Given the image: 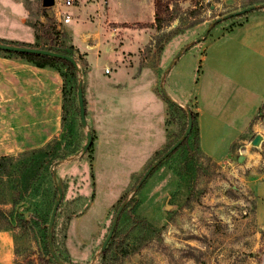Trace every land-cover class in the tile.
Listing matches in <instances>:
<instances>
[{"label":"rangeland","instance_id":"374dc122","mask_svg":"<svg viewBox=\"0 0 264 264\" xmlns=\"http://www.w3.org/2000/svg\"><path fill=\"white\" fill-rule=\"evenodd\" d=\"M58 2L55 0V4ZM164 2L169 4L163 13L164 22L160 28L154 27L150 44L141 52L143 64H158L159 46L165 38L170 42L181 34L165 51L163 65L187 34L199 45L213 29L227 30L254 10L264 8V0ZM24 5L30 11L28 21L35 29L46 32L42 42L57 47L48 27L53 20L55 24L57 21L50 15L52 6L46 11L51 19L45 15L42 0H0V35L32 33V27L18 26ZM92 5L95 7L96 3ZM250 5L256 7L214 23L217 18ZM66 6L65 3L63 8ZM38 14L45 15L44 23L36 20ZM190 56L189 51L174 53L163 85H168L181 67L191 65ZM75 59L76 79L63 65H58L46 66L44 70L27 69V75L8 81L6 76L11 72L15 75L11 66L36 65L16 53L0 50V157L14 158L0 164V264L55 263L48 254V225L58 198L57 184H61L63 196L53 225V242L63 264H103L102 243L123 202L114 230L118 237L111 251L113 264H264L263 142L243 149L242 160L235 153L231 159L215 163L199 152L193 134L136 189L148 166L183 131L184 118L176 113L170 116L165 145L127 182L143 161L138 147L131 144L136 138L135 129H142L140 134L145 137L149 121L146 119L141 129L134 127L138 99L129 90H122V95L108 103L116 106L120 119H116L117 126L113 128H125L119 137L128 140L123 146L129 151H121L113 166L112 161L104 158L93 168L88 162L92 161L90 147L83 152L90 127L81 122L77 97L79 81L82 80L84 89L88 71L82 60ZM98 69L99 66H90L91 72L100 74ZM106 69V73L111 70ZM62 72L67 75L64 77ZM162 73L160 69L159 81ZM159 81L157 90L162 92ZM119 83L124 85L123 79ZM186 105L194 106L192 102ZM90 111L88 106L89 124ZM262 114L255 121L264 127ZM113 136L111 130L105 131L104 138ZM69 229L74 239L70 243Z\"/></svg>","mask_w":264,"mask_h":264},{"label":"crops","instance_id":"0c3cea01","mask_svg":"<svg viewBox=\"0 0 264 264\" xmlns=\"http://www.w3.org/2000/svg\"><path fill=\"white\" fill-rule=\"evenodd\" d=\"M92 3L96 6L93 7ZM63 6L65 0H59L49 11L57 21V29L62 32V40L73 46L77 55H82V65L87 66L83 91L86 118L88 106L91 107L88 126L94 145L92 161L88 162L93 168L104 158L112 161L113 166L123 151H129L123 146L128 140L119 137L125 128H113L117 126L116 119H120L119 114L116 115V106L111 107L108 103L122 95L124 89L138 99L133 114L134 127L141 129L143 122L149 121L145 137L140 134L142 129H135L136 138L131 144L138 147L143 161L131 172L127 182L165 145L167 101L157 90L158 74L162 69L161 86L176 51L192 52L190 58L193 60L190 66H183L175 72L164 87L171 100L183 106L193 103L198 112L199 145L205 155L216 162L229 160L235 153L243 159L242 150L250 149L254 137L263 134L264 127L255 120L264 113V8L254 10L227 30L213 29L199 45L194 44L195 38L191 34H187L163 65L165 51L181 36L176 35L165 44L158 64L152 65L141 63L140 55L153 38L155 28L147 25L155 20L154 0H73L72 4ZM29 14L25 6L18 26L32 27V33L0 35V38L36 42V29L28 21ZM67 15L70 19L65 22ZM36 16V20L46 21L45 15ZM90 66H99L96 71L100 74L91 72ZM11 67H14L15 75L11 72L5 80L27 75V69H45L38 66ZM106 68H111L109 73ZM121 79L124 85H117ZM24 80L23 84H27ZM112 90L113 96L110 97ZM106 130H111L114 136L104 138ZM251 134H254L252 138L249 137ZM262 136L264 144V134ZM73 240L69 229L68 242Z\"/></svg>","mask_w":264,"mask_h":264},{"label":"trees","instance_id":"16d2710c","mask_svg":"<svg viewBox=\"0 0 264 264\" xmlns=\"http://www.w3.org/2000/svg\"><path fill=\"white\" fill-rule=\"evenodd\" d=\"M168 5L169 4L164 2V0H154L155 20H154L153 23H151L150 25H147V26L160 28L162 26L163 22H164L163 13H164V11L166 9H168ZM42 8H43V12L44 13H46L47 9H49V7H45L43 4H42ZM45 15L48 17V19H51V17L48 16L49 14L47 15V13H46ZM52 22L53 23H50L48 27L50 28V32L53 35V37H52L53 41L55 40V42L58 43L57 47L52 46V45H48V44L46 45V44H44L42 42V39L45 36L46 32H44L43 29H39L38 27L36 28V38H37V40L34 43L7 40L5 38H0V42L8 43V44H15V45H24V46L46 48V49H49V50H54V51H57V52L68 54V55L73 56L74 58H78V60H82V58H83L82 55H77L76 54V50H75V48L73 46H69V45L66 46L65 42L61 40L62 32L57 29L56 24H55V20H53ZM42 25H43V27H46L45 24H42ZM168 39L169 38H165L163 40L161 46H159V51L160 52L164 48V46H165L166 42L168 41ZM69 49H71L72 52ZM8 52H11V51H8ZM73 52H74V54L77 55V57L73 54ZM12 53H16V54L20 55L21 57L27 59L28 61L33 62L38 67L63 65L66 68V70L68 72H70V74H71V76L73 78L76 79L77 76H78L77 68L73 65V63L71 61H69L67 59H63V58L55 57V56H50V55H45V54H34V53H23V52H12ZM62 75L65 77L67 75V72L66 73L62 72ZM63 91H64V99L67 101L68 100V92L65 89V87L63 88ZM163 96H164V94H163ZM164 98L167 101L166 124H167L168 127H169V122L171 120L170 116L173 113H176L177 115L181 114L183 116V118H184V121H185V127L183 128V131H184L186 129V125H187V122H188V110H190L191 113H192V117H193L192 130H191L190 135L188 136V138H186L178 148L184 146L189 141L190 137L193 134H196V147H197V149L199 150V152L202 155L212 159L210 156L205 155L202 152V150L200 149V145H199V129H198V112H197V110L193 106H190V105L187 106L185 104L183 106V105L179 104L178 102H176L174 100H171L167 96H164ZM262 115L264 117V113ZM183 131L180 134L176 135V138L173 141L169 142L168 145L171 146L174 142H176L178 140V138H180L182 136V134L184 133ZM167 138H169V131L168 130H167ZM93 145L94 144L92 142V144H91V146L89 148V152L90 153L92 152ZM5 159H9L10 161L14 160L13 156H2V157H0V164L5 165L6 162H3V160H5ZM214 162L216 163V161H214ZM91 175L93 177V173H91ZM117 237H118V233H117V231H115V233L113 234V236H112L111 240L109 241V243L107 244V246L102 250L101 258L104 260L102 262L103 264H113L111 262V251H112L113 247H115ZM123 252H124V255H127V251L126 250L123 251ZM48 254L52 256L50 251H49ZM54 264H59V263H56V261H55Z\"/></svg>","mask_w":264,"mask_h":264},{"label":"water","instance_id":"95a60500","mask_svg":"<svg viewBox=\"0 0 264 264\" xmlns=\"http://www.w3.org/2000/svg\"><path fill=\"white\" fill-rule=\"evenodd\" d=\"M42 4L45 7H51V6H53L55 4V0H42ZM262 5L264 6V3ZM255 7L256 6H254V5H250V6H247V7L243 8V9H240L238 11L226 14V15H224L222 17L217 18L214 21V23H217V22L222 21L224 19L233 17L235 15L244 14V13L254 9ZM207 34H208V30L205 33V36ZM0 50L11 51V52L45 54V55L60 57V58L67 59V60L71 61L73 63V65L78 69L77 60L73 56L68 55V54H64V53H61V52H57V51H54V50H49V49H46V48L24 46V45H15V44H8V43L0 42ZM169 67H171V66H169ZM166 72L164 73V76L162 78V82H163V80H164V78L166 76ZM161 88H162V93L165 96H167V93H166V90H165V87H164L163 84L161 85ZM77 97H78V103H79L81 122H82L83 126H87L88 122H87V118H86V105H85V98H84L82 80L79 81L78 90H77ZM192 127H193V117H192L191 111L188 110V122H187V127H186L184 133L182 134V136L180 138H178V140L176 142H174L152 164H150L148 166V168L145 170L144 174L142 175L140 181L137 183V185L135 187L136 189L139 188L142 185V183L148 178V176L155 169L156 166H158L162 161H164L171 153H173L182 144V142L186 138H188V136L190 135V132L192 130ZM262 139H263V136L261 134H257L254 137V139L252 140V144L259 145L262 142ZM92 142H93L92 132H91V130H87V139H86V143L83 146V152H85L91 146ZM239 159L242 160V156H240ZM54 175H56V170H54ZM57 188H58V198H57V200H56V202L54 204V207H53V210H52V213H51V216H50V221H49V225H48V239H49L50 252H51L53 258L56 260V262H58L60 264L61 263L63 264L62 259L58 256V254H57V252H56V250L54 248V242H53V225H54V222H55L58 206H59L60 201H61L62 196H63V190H62L61 184H57ZM124 204H125V202H123L121 204V206L119 207L118 211L115 214V217L113 219V222H112V225H111L110 230L108 232V235L105 238L104 242L102 243L101 251L107 246L108 242L110 241V239H111V237H112V235L114 233V230H115L117 222H118L119 215L121 213L122 208L124 207ZM71 264H76V263H71Z\"/></svg>","mask_w":264,"mask_h":264},{"label":"built area","instance_id":"2783aa9c","mask_svg":"<svg viewBox=\"0 0 264 264\" xmlns=\"http://www.w3.org/2000/svg\"><path fill=\"white\" fill-rule=\"evenodd\" d=\"M65 3H66V4H72V3H73V0H65ZM69 19H70V16L67 15V16L64 18V21L67 22V21H69ZM106 71H109V70L106 69Z\"/></svg>","mask_w":264,"mask_h":264}]
</instances>
